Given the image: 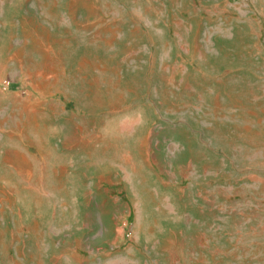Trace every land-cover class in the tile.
<instances>
[{"label":"rangeland","instance_id":"rangeland-1","mask_svg":"<svg viewBox=\"0 0 264 264\" xmlns=\"http://www.w3.org/2000/svg\"><path fill=\"white\" fill-rule=\"evenodd\" d=\"M0 264H264V0H0Z\"/></svg>","mask_w":264,"mask_h":264}]
</instances>
